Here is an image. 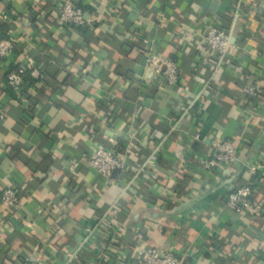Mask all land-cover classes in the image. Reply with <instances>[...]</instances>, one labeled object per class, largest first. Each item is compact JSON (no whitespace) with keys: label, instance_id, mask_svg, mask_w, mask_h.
<instances>
[{"label":"crops","instance_id":"obj_1","mask_svg":"<svg viewBox=\"0 0 264 264\" xmlns=\"http://www.w3.org/2000/svg\"><path fill=\"white\" fill-rule=\"evenodd\" d=\"M66 1L84 9V31L60 22ZM235 14L214 76L204 30L230 29ZM0 24L15 43L0 64V264H140L144 249L264 264V176L252 170L264 166V0H0ZM151 54L178 62L181 83L155 79ZM28 56L44 77L29 71L13 90L8 74ZM221 140L237 146L233 178L207 166ZM113 145L126 169L108 181L86 159ZM243 185L253 207L236 213L225 201ZM7 188L18 207L1 203Z\"/></svg>","mask_w":264,"mask_h":264},{"label":"built area","instance_id":"obj_2","mask_svg":"<svg viewBox=\"0 0 264 264\" xmlns=\"http://www.w3.org/2000/svg\"><path fill=\"white\" fill-rule=\"evenodd\" d=\"M238 15H234L233 24L230 29H221L216 26L207 25L203 37V49L210 58L215 59L212 73L215 76L220 70H223L229 64V57L233 48V29L236 25ZM59 20L62 24L75 27H83L87 24L85 12L82 8L75 6L70 1H66L62 6ZM15 49V43L11 39L0 40V64L4 58L9 57ZM202 62V60H201ZM200 62V63H201ZM149 69L152 76L161 81L168 87H175L181 83L179 63L161 58L158 55L151 54L148 59ZM31 72L36 79L44 77L42 71L38 68L33 57L28 56L26 65L8 74V85L13 90H20L23 86L24 76L27 72ZM214 76L207 82H204L201 92H195L194 104L200 99H205V93L211 87L217 85ZM152 77V78H153ZM245 92L248 96L256 98L259 91L255 86H246ZM237 146L229 140L217 141L213 145V149L207 158V166L209 169H220L225 176L235 177L233 173V165L237 161ZM87 164L93 168L97 174L108 181H112L116 176L126 169V160L122 154H119L115 145L112 147L98 148L94 155L86 159ZM254 174L264 176V166L257 165L253 169ZM254 188L251 185H243L233 188L225 201V207L236 213H242L251 210L253 207L252 197ZM19 190L17 188H7L1 194V203L8 208H16L20 204ZM72 258L69 262H72ZM140 264H183V260L171 253L164 252L159 249H144L139 252ZM23 264H44L43 260L32 257ZM99 264H109L106 260H102Z\"/></svg>","mask_w":264,"mask_h":264},{"label":"trees","instance_id":"obj_3","mask_svg":"<svg viewBox=\"0 0 264 264\" xmlns=\"http://www.w3.org/2000/svg\"><path fill=\"white\" fill-rule=\"evenodd\" d=\"M75 6H77V5H75ZM77 7H79V6H77ZM79 8H81V7H79ZM83 9V8H82ZM83 11H84V9H83ZM72 30H74V31H84L85 30V26H83V27H75V26H69ZM9 29H10V26H8V25H3V24H0V40H2V39H5L6 37H7V33H8V31H9ZM5 59V58H4ZM4 59H3V61H4ZM41 67V66H40ZM15 71V70H14ZM10 73V72H9ZM30 74H29V72H27L26 73V75L24 76V82H23V85H24V83L26 82V80H28V79H30ZM31 80V79H30ZM123 174H124V172H122V173H120V175H121V177L123 176Z\"/></svg>","mask_w":264,"mask_h":264}]
</instances>
